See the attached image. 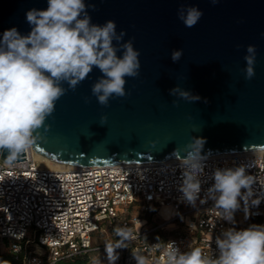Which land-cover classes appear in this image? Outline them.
<instances>
[{"label":"water","instance_id":"1","mask_svg":"<svg viewBox=\"0 0 264 264\" xmlns=\"http://www.w3.org/2000/svg\"><path fill=\"white\" fill-rule=\"evenodd\" d=\"M84 2L93 24L112 20L118 34L126 33L120 43L133 41L140 52L139 75L125 77L127 95L113 96L107 106L91 92L102 76L99 69L94 67L75 90L64 82L66 92L38 130L34 152L59 163L91 166L182 158L193 138L205 140V156L264 149V0ZM47 6V0H0V38L13 27L27 35V11ZM190 6L203 16L187 28L178 10ZM248 45L256 47L251 80L243 71ZM173 50L183 52L176 62ZM176 87L200 99L170 94ZM101 116L107 117L103 125ZM7 155L3 151L0 159ZM22 160L25 153L16 161Z\"/></svg>","mask_w":264,"mask_h":264},{"label":"clouds","instance_id":"2","mask_svg":"<svg viewBox=\"0 0 264 264\" xmlns=\"http://www.w3.org/2000/svg\"><path fill=\"white\" fill-rule=\"evenodd\" d=\"M211 2L215 4L218 0ZM47 4L45 10L27 11L26 20L31 26L27 35L13 27L6 29L0 38V153L8 152L5 162L14 163L33 145L38 130L54 112L56 101L66 92L64 82L75 90L94 67L99 69L102 76L92 85L91 92L100 105L107 106L113 96L127 95L125 77L139 75L140 52L131 39L120 43L126 33L118 34L114 21L93 24L84 0H47ZM202 16L203 12L195 6L178 10V19L187 28L194 27ZM121 50L122 55L118 56ZM246 53L243 71L245 79L251 80L255 76L256 47L248 45ZM182 54V50H173L171 59L176 62ZM170 94L192 102L200 99L179 87L170 90ZM100 120L103 125L107 117L101 116ZM204 143L203 138H193L185 146L186 155L180 158L183 172L179 191L193 206L201 192L207 159L201 154ZM212 180L207 197L214 201L219 218L225 221L234 223L241 200L247 209L249 204L258 206L264 198L253 199L256 195L253 185L258 178L247 175L244 165L216 168ZM114 231L118 239L104 245L108 264H115L116 249L133 238L130 228L116 227ZM215 243L218 249L215 258L206 256L199 247L181 252L172 245L165 251V264H264V225L240 230L228 228ZM135 259L136 264H147L142 255L136 254Z\"/></svg>","mask_w":264,"mask_h":264},{"label":"built area","instance_id":"3","mask_svg":"<svg viewBox=\"0 0 264 264\" xmlns=\"http://www.w3.org/2000/svg\"><path fill=\"white\" fill-rule=\"evenodd\" d=\"M201 192L195 206L183 199L180 158L126 165L70 166L53 169L40 165L25 152V159L14 163L0 159V244L9 242L15 258L22 264H56L60 260L90 252L92 235L104 223L131 229L132 239L123 245L136 246L130 256L147 258V264H165L167 248L181 252L199 247L206 256H218L216 238L223 230L264 225V198L258 206L249 204L234 213V223L219 218L207 190L214 183L216 168L244 165L246 174L257 177L253 185L257 196L264 197V151L219 153L206 156ZM244 190L242 189V192ZM132 203L139 213L120 217L118 208ZM169 205V220L136 231L144 214ZM238 213L256 219L239 223ZM177 222L180 231L161 240L147 239L150 234ZM31 231V235L29 233ZM31 244L45 248L42 253L28 250ZM105 247V246H104Z\"/></svg>","mask_w":264,"mask_h":264},{"label":"rangeland","instance_id":"4","mask_svg":"<svg viewBox=\"0 0 264 264\" xmlns=\"http://www.w3.org/2000/svg\"><path fill=\"white\" fill-rule=\"evenodd\" d=\"M41 165V164H40ZM44 166V165H42ZM136 207L130 203L125 207L118 208V212L120 217H126V215L131 212L132 215L139 214L135 211ZM173 216L172 208L169 205H161L158 208H153L152 211L144 214L141 219L140 225L136 226L134 230L141 231L143 228H149L151 225H155L159 222L169 220ZM236 220L239 223H248L252 222L249 217L238 213ZM114 225L109 226L107 223H104L101 226L99 231H96L92 236V245L93 247H99L87 253V262L86 264H108L107 253L104 245L106 243L115 242L118 238L115 234ZM180 231L179 224L177 222L169 223L164 229L155 232L154 234L148 235L147 239H156L160 234L165 237H172L176 235V232ZM31 235V231L29 236ZM136 245L134 243H130L128 245H123L121 248L116 249V255L118 259L115 264H136V259H132L130 256L134 253L132 250ZM37 253H42L45 248L40 247L39 245L34 246ZM0 258L5 260L7 264H12V260L15 261V264H22L21 257L14 258L12 257L11 252L8 249V246L4 243L0 244ZM13 258V259H12Z\"/></svg>","mask_w":264,"mask_h":264},{"label":"trees","instance_id":"5","mask_svg":"<svg viewBox=\"0 0 264 264\" xmlns=\"http://www.w3.org/2000/svg\"><path fill=\"white\" fill-rule=\"evenodd\" d=\"M99 231V230H98ZM93 236V235H92ZM118 238V237H117ZM165 238V236L163 235H159L156 240H161ZM2 243H4L5 245L8 246V249L10 251V246H9V242L7 240H3ZM1 243V244H2ZM36 244H31L28 246V250L30 251H33L34 253H36V249H35V246ZM11 252V251H10ZM88 253V252H87ZM87 253H83V254H79V255H76V256H73L71 258H68V259H64V260H60L58 261L56 264H86L87 262ZM12 254V257L15 258V255L11 252ZM19 258V257H18ZM13 259V258H12ZM12 264H15V261L12 260ZM0 264H7V262L5 260H2V258H0Z\"/></svg>","mask_w":264,"mask_h":264},{"label":"bare ground","instance_id":"6","mask_svg":"<svg viewBox=\"0 0 264 264\" xmlns=\"http://www.w3.org/2000/svg\"><path fill=\"white\" fill-rule=\"evenodd\" d=\"M257 151H264V149H260ZM26 152L28 155L32 156L34 158V160H36L39 164L44 165L45 167H48V168L60 169V168H66V167L72 166V165L52 161V160L34 152L31 149V147Z\"/></svg>","mask_w":264,"mask_h":264},{"label":"crops","instance_id":"7","mask_svg":"<svg viewBox=\"0 0 264 264\" xmlns=\"http://www.w3.org/2000/svg\"><path fill=\"white\" fill-rule=\"evenodd\" d=\"M250 219L253 220L252 223L256 222V219H253V218H250Z\"/></svg>","mask_w":264,"mask_h":264}]
</instances>
